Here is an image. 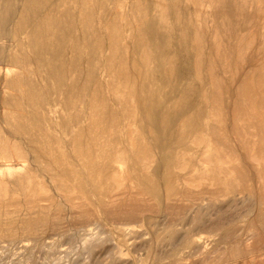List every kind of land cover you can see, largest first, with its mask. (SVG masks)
<instances>
[{
  "label": "rangeland",
  "instance_id": "1",
  "mask_svg": "<svg viewBox=\"0 0 264 264\" xmlns=\"http://www.w3.org/2000/svg\"><path fill=\"white\" fill-rule=\"evenodd\" d=\"M57 5L75 22L64 66L93 54L114 120L36 57L29 34ZM79 128L83 151L113 154L98 186ZM14 146L57 160L8 162ZM0 264H264V0H0Z\"/></svg>",
  "mask_w": 264,
  "mask_h": 264
},
{
  "label": "bare ground",
  "instance_id": "2",
  "mask_svg": "<svg viewBox=\"0 0 264 264\" xmlns=\"http://www.w3.org/2000/svg\"><path fill=\"white\" fill-rule=\"evenodd\" d=\"M141 3H142V1L139 2V3L137 2L135 4V6L136 5L138 6ZM38 6H39L38 8L44 7L41 4L38 5ZM59 8H60V6H58V5L55 6L53 9L50 8L48 14H45V16L40 18L41 20L36 24V26L31 30V32L29 34L30 35L29 39L31 40L32 43H34L36 45V48L38 49V54L36 55V57H37L38 61H42V59H44L43 56L45 54H50L52 56L50 60H47L50 57V55H48L49 57H47V59H45V62L43 61V63L46 64V62H47V64L49 63L48 64L49 66H52V68L49 67L51 69V70L50 69L49 70L51 71L52 75L56 78V81H58L59 87H66V88L68 87L67 90H69V92L71 91L73 93L72 90H74V88L76 86L79 87V84L77 83L78 80H82L83 81L82 82L83 83L82 87L84 89L86 87L89 90L90 88L93 87L92 88L93 89L92 90V92H93L92 95H94V97H96V98L100 97L99 99H101V104H102V106H96L95 108L93 107V114L96 113L97 111H101V113L103 114V117L106 120H114L113 113L110 111V109L108 107V104H107L108 100L104 96V92H102V90H101V84H100V81L98 79L96 69L91 65V61H93L92 60L93 59V54H91V57L88 60L89 66H88V69L85 72H82L81 70H77L76 69L77 64H79L80 61H81V59L77 55L70 56L68 61H69V65H71V66L68 69H66L65 66H64V63L66 62L67 55H68L67 51L69 49V46L67 45V42H68L67 40L73 34V31H75V27H74V23L75 22L72 21L73 16L70 14V11H67V12L63 13V12L59 11L60 10ZM37 9H35V10L37 11ZM36 11H35V14H36ZM61 11H63V10H61ZM29 14H31V12ZM29 14H27L26 18L31 17V16H29ZM91 16H92V14L87 13V14H85V19L91 18ZM144 22H145V20H144ZM144 22L142 24H144ZM88 36H85V37H88ZM85 39H86V41H88L89 39L92 40L90 36H89L88 40H87V38H85ZM139 39H140V37H139ZM116 40H117L116 36L112 37L113 43L110 46L111 48H113L115 50L118 48V45H119L118 44L119 42L116 43ZM118 41H119V39H118ZM87 44H90L89 41H88ZM115 52H114V54H115ZM114 56L115 55H113V57ZM111 60H112V58L110 59V61ZM11 62L15 66H19V64L21 63V60H19V58H17L16 56H14L12 58ZM113 63H115V62H113ZM113 63L110 64L111 65V66H109L110 68L113 67L112 66ZM124 64H122L120 66L121 67L120 71L123 74L122 76H123V79H124V84H125V81H127V84H128V82L131 83V81L134 79V76H133V74H131L132 72L130 71L129 67H127V68L126 67H124V68L122 67ZM39 65H40V63H39ZM126 65H127V63H126ZM117 68L118 67H116V69ZM138 71H140V70H138ZM22 75H24V74H22ZM54 77L52 78L53 80H54ZM119 79H121V78H119ZM22 80H25V82L28 83V92L30 93L31 97L33 96L34 99L36 97L37 98L36 100H44V95L41 93L42 91L41 92H40V90L38 91L37 87H35V84H33L31 81H28V80H26L24 78H22ZM17 81H19L18 78H17ZM121 82H123V81H121ZM129 86H130V84H129ZM132 87H134V86H132ZM143 87L144 86H142V88ZM62 92H64V91H62ZM79 92H80V90H79ZM134 93H133V95H134ZM83 95L89 97L88 93H84L83 92V94L82 93L79 94L80 97L83 96ZM135 95H136V93H135ZM90 96H91V94H90ZM31 97H28V98H31ZM76 97H77V94H76ZM34 99H33V101H34ZM82 99H84V98H82ZM92 99H93V97H92ZM115 99L118 100L119 97L118 98L116 97ZM121 99H122V97H121ZM89 100H87V101H89ZM74 103L73 104L71 103L72 107H73ZM36 104H37V102H36ZM176 105H177V103H175V106L172 107V108H175L174 110L177 112V116H180V113L182 112L183 108H181V110L179 111V108L176 107ZM153 108H154L153 106L150 107V111L153 112L154 111ZM155 115H156V113H155ZM149 119L154 125V128L152 127L153 130L155 132H161V130L159 129L160 126L155 125L156 123H158L159 119H157L158 121H155V124H154V120L155 119L153 117L149 118ZM2 121H3V119H2ZM12 127L14 128V130L16 132H19L20 135H22L23 133L24 134L26 133L24 131L26 128L23 125L17 124V125H13ZM38 127H40V126H38ZM180 128H181V132L183 134V135L182 134L181 135L184 136L185 129L187 128L185 122L182 123ZM84 131H85V128L84 129L83 128H81V129L79 128V130L77 132H74V130H72L71 147L73 148L74 154L76 156H79V158L82 161H83L82 154L85 153V156H86L87 159H86V161H83V164H84L85 168L89 170L90 175H91L90 177L94 178L93 183L96 186H98V184H100V182H101V181H99V178L100 177L101 178H104V177L107 178L108 173L111 170V161L114 160L113 154L109 153V152H104L102 154H94V152H92L91 149H87V150L83 151L82 145L84 143V141H83ZM28 140H29L30 144L38 142L37 138L33 137L31 134H29ZM1 149H2V152L4 154H6V147L3 146V147H1ZM28 149L30 150V151H28V152H30V154L28 152L24 153L22 151H19V149H17V147L14 146V151H13L14 155L10 156L9 152H8L7 155L4 156V158H6V160L8 162H10L11 158H14V156H17L22 161L21 163H22V166H24V167L29 163L30 160H31V162L33 161L35 163H38V161L41 159V157L42 156L44 157V153H45L46 157H48V158L52 157L53 160H55V161L57 160V157L53 153H51L50 150L49 151L48 150H44V151L40 152V150H38L36 148L32 149L31 146ZM31 152H32V154H31ZM49 155H50V157H49ZM117 160H118V158H117ZM29 167H30V165H29ZM22 169H24V168H22ZM94 174H96V176L98 175L97 176L98 180L96 179ZM112 177H113V179H115V183H118V180H117L118 174L112 173ZM109 186H110V184H109Z\"/></svg>",
  "mask_w": 264,
  "mask_h": 264
}]
</instances>
